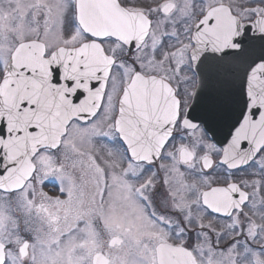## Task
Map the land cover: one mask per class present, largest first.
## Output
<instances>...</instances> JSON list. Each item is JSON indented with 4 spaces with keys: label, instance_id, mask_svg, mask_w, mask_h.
Returning a JSON list of instances; mask_svg holds the SVG:
<instances>
[{
    "label": "snow or ice",
    "instance_id": "6c2138e0",
    "mask_svg": "<svg viewBox=\"0 0 264 264\" xmlns=\"http://www.w3.org/2000/svg\"><path fill=\"white\" fill-rule=\"evenodd\" d=\"M0 264H264V0H0Z\"/></svg>",
    "mask_w": 264,
    "mask_h": 264
},
{
    "label": "flooded vegetation",
    "instance_id": "af4514ba",
    "mask_svg": "<svg viewBox=\"0 0 264 264\" xmlns=\"http://www.w3.org/2000/svg\"><path fill=\"white\" fill-rule=\"evenodd\" d=\"M46 190H48V191H50V192L53 191L51 185H49L48 188H46Z\"/></svg>",
    "mask_w": 264,
    "mask_h": 264
}]
</instances>
